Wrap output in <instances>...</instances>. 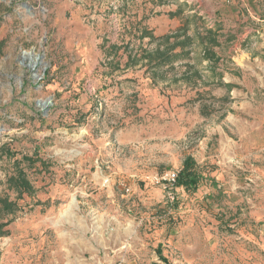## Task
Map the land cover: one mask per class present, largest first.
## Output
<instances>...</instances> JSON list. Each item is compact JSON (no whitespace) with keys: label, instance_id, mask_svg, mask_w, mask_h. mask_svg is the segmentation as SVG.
I'll list each match as a JSON object with an SVG mask.
<instances>
[{"label":"rangeland","instance_id":"obj_1","mask_svg":"<svg viewBox=\"0 0 264 264\" xmlns=\"http://www.w3.org/2000/svg\"><path fill=\"white\" fill-rule=\"evenodd\" d=\"M176 33L189 67L148 71ZM0 46V198L35 160L0 264H264V0H0Z\"/></svg>","mask_w":264,"mask_h":264},{"label":"trees","instance_id":"obj_2","mask_svg":"<svg viewBox=\"0 0 264 264\" xmlns=\"http://www.w3.org/2000/svg\"><path fill=\"white\" fill-rule=\"evenodd\" d=\"M159 1L162 2L163 0ZM143 35L144 37L149 36L146 32H144ZM160 40H163V44L165 45L163 50L157 47L151 54L143 53L140 56V61H147L148 71L155 73L157 70L161 69L172 70L175 64L190 65V49L193 46V40L190 37L186 36L184 33H176L156 41ZM198 40L202 46L206 44H215L213 32H208L203 36H199ZM207 45L205 46L204 56L206 55L207 58H212L214 53L207 49ZM1 51L2 47L0 46V54ZM137 62L138 60L135 57L131 55L128 57L127 63L129 65H135ZM0 151V160L2 157L11 159L15 156L9 149H5V146L0 148ZM21 161L27 162L30 166L35 163V160L27 156H23ZM21 161L15 160L13 162V172L6 177L7 188L14 192L16 200L11 201L8 197L0 198V238L7 236L8 231L6 228L13 222L15 214L19 211L17 200L21 199L24 194L33 196L35 193V189L26 173L20 167ZM200 180L201 178L196 172L195 162L189 157L186 158L178 172L177 187H183L185 190H194Z\"/></svg>","mask_w":264,"mask_h":264},{"label":"built area","instance_id":"obj_3","mask_svg":"<svg viewBox=\"0 0 264 264\" xmlns=\"http://www.w3.org/2000/svg\"><path fill=\"white\" fill-rule=\"evenodd\" d=\"M178 172L179 170L170 171L165 174V176L155 179V184L161 186L162 192L167 196L168 200L171 202L175 199Z\"/></svg>","mask_w":264,"mask_h":264},{"label":"crops","instance_id":"obj_4","mask_svg":"<svg viewBox=\"0 0 264 264\" xmlns=\"http://www.w3.org/2000/svg\"><path fill=\"white\" fill-rule=\"evenodd\" d=\"M220 6H222L221 3H220ZM245 6H246V10H247V5H245ZM227 7H228L227 9H228V12H229L228 15H232V14H235L236 13V10L235 9L237 7H235L234 1H232L230 3V5L227 6ZM220 15H222V12L221 11H220ZM78 44H82V47H83L82 52L80 53V55H82V57L80 58L81 63L87 62L88 59L91 60L94 54H93V51L91 52V46H90L89 42L85 44V42L83 41V42H78ZM145 84H146V81H145ZM181 167H182V165L178 169L180 170ZM247 226H254V224H252L251 222H249L247 224Z\"/></svg>","mask_w":264,"mask_h":264},{"label":"bare ground","instance_id":"obj_5","mask_svg":"<svg viewBox=\"0 0 264 264\" xmlns=\"http://www.w3.org/2000/svg\"><path fill=\"white\" fill-rule=\"evenodd\" d=\"M27 58H28V56H26ZM37 60V58L35 57L34 58V61H36ZM31 61V60H30ZM34 64H35V62L32 64V63H30V67L32 68V67H34ZM38 77V75H36L35 76V78H37ZM47 102H43V103H40V109L42 108V109H44L46 106H47Z\"/></svg>","mask_w":264,"mask_h":264}]
</instances>
